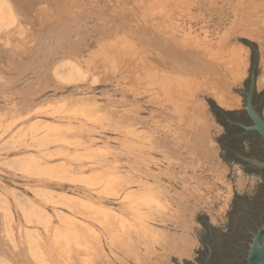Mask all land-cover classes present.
I'll use <instances>...</instances> for the list:
<instances>
[{"label": "rangeland", "instance_id": "rangeland-1", "mask_svg": "<svg viewBox=\"0 0 264 264\" xmlns=\"http://www.w3.org/2000/svg\"><path fill=\"white\" fill-rule=\"evenodd\" d=\"M232 1L229 5L223 0H189L179 9L173 2L166 3L172 13L166 26L175 27L179 43L187 35L211 48L226 40L224 47L237 46L248 53L246 77L230 91L239 100L236 109L226 110L214 98L199 94L205 108L202 115L197 113V121H201L195 131L200 128L203 135L191 133L188 138L209 154L204 158L199 152L183 170L168 161L166 149L178 152L182 160L187 158L189 149L174 144L173 135L184 134L188 124L171 121L169 113L176 106L167 100L170 98L159 81L163 72L168 78L177 69L164 65L160 55L163 68L147 57L141 59L135 50L120 59L116 49L112 56L115 70L103 79L87 68L91 55L99 52L101 32L121 34L123 27L117 17L105 16L96 0H82L73 22L51 41L43 39L37 23L27 20L13 0H0V264H99L103 259L114 264H139L130 254L139 251L147 255L153 232L164 228L156 222L158 213L166 208L184 215L185 206L177 200L194 210L189 233L197 244L193 258L186 262L197 264L196 251L205 250L199 217H209L213 228L228 233L227 214L234 200L256 195L264 184L261 173H247L246 166L221 158L218 139L225 128L207 101L211 98L224 111L246 109L244 97L234 89L245 91L252 50L238 39L257 43L258 48L259 44L233 29ZM121 8L115 5L112 10ZM146 33L154 34V27ZM174 43L181 50L187 48L191 54L204 56L183 42ZM259 70L258 94L264 90L258 83L263 76L261 54ZM149 84L153 89L148 91ZM178 177L191 178L190 189L201 184L206 201L195 205L183 194ZM155 185L168 189L170 203L166 198L162 199L165 205L161 204ZM227 197L228 207L214 224L212 215ZM174 227L169 224L167 228L171 233L183 232ZM19 252L25 255L24 262L17 260ZM173 258L177 264H185L174 256L166 264H176Z\"/></svg>", "mask_w": 264, "mask_h": 264}, {"label": "bare ground", "instance_id": "bare-ground-1", "mask_svg": "<svg viewBox=\"0 0 264 264\" xmlns=\"http://www.w3.org/2000/svg\"><path fill=\"white\" fill-rule=\"evenodd\" d=\"M96 1L98 2V4H100L102 11L104 12L107 18L117 17V19L120 21L121 26L123 27V32L121 34H113L111 33V31L109 35H105L103 32H101L102 36L99 45V52H96V54L91 55V58L89 57L90 61L87 67L88 69H90L89 71H96L94 73H96V75L98 74V76L100 75L103 79L111 75L110 71L115 70V65L113 61L114 58L112 59V56L114 55L116 49L120 50V59L122 57H127L129 54H131L129 52H133L135 50L134 52L138 53V55L140 53V58L142 56L144 58L147 57V60L149 59V61L153 62L154 64H159L161 68H163L164 65H168L170 68L172 67L173 70L177 69L174 70L176 72L175 75H173L174 73L171 75L169 74L172 77L168 78L164 75L165 72H163L162 76L166 78L163 79L162 77L161 79H159V81L162 80V86L165 87L160 88L163 90L164 94L166 95V98H170H167V100H170L172 104L176 106L174 107L175 111H172L173 113H169L171 121L178 120L180 123L188 124V127L186 128L187 130H185L184 134L176 132L173 135V138L175 139L173 140V143L182 144L184 147L189 149V154L187 155V158L182 160L179 158L178 152H171L167 148V159L173 165L179 166L181 169L186 170L187 168H189L191 160H194L195 155L197 156L199 152L202 157H208L209 151L204 146H194L192 145V143H190L191 141L188 138L191 133H194V135L196 136L203 135L201 134L203 131L200 128L198 129V131H195V128L199 126V121H201H197L196 116L199 113L200 115H202V113H204L205 108L204 101L199 98V94H201L202 96L207 95L209 97L214 98L215 101L220 105V107L226 110L236 109L239 106V100L234 96H231L230 91L233 87L239 85L246 77V70L248 67L247 51H244L242 48L237 46L228 45L224 47V43L226 42V40L222 42L219 47L211 48L208 44H205L198 38H195L196 36L192 37L188 35L183 37V40L181 41V43H179L178 39L174 37L176 34L174 35L173 33V29H175V27L173 26L172 29L170 28V25L166 26V24L170 22V19H172L170 17V14L172 13H169L168 9H166V3L173 2L175 3V6L179 9V7L190 3L191 1L189 2V0ZM223 1H225L226 4L228 3L229 5L233 3L232 0ZM248 1L249 4L246 3L245 0L234 1V21L232 23V26L235 24L233 26V29L235 28V30H238L240 32V35L245 36L251 40L257 41L259 44L261 64L263 66V76L260 78L258 83L259 87H262L264 86V0ZM13 2V4H15V8L23 12V16L26 17L27 20H31L32 23H37L38 27L43 32L41 36L43 35L45 37H43V39H47L48 37L49 41H51L55 37V35L60 36L61 32L66 28V26L73 22L76 13L81 9L82 0H13ZM193 2L191 3L192 5L195 3ZM115 5H121L122 8L113 11L112 8ZM173 25L175 24L173 23ZM149 27H154V34L148 35L149 33H146ZM177 33H179V31ZM237 33H233L232 35H237ZM161 36L166 37V39L161 38ZM207 40L208 39H206V41ZM174 41H176L178 45L185 43L186 45H184L186 47L197 49L198 51H200V53L204 54L205 57L201 55H195L193 53L191 54L187 51L188 49L185 47V50H181V47L178 48L174 46ZM191 41L193 42V44L189 45L191 44ZM144 50H147L148 52ZM158 55L163 57L162 61L164 65L162 61L158 59ZM126 62H129V60ZM143 64H145V62ZM143 67L140 68L142 69ZM137 69H139V67ZM139 73L140 71H138L137 74ZM131 74L133 73L131 72ZM141 74L144 75V72ZM202 74H204L202 79L196 78ZM209 75L213 76L216 81L209 80ZM149 86L152 87V85H147L148 91L153 89H150ZM139 91L141 92V90ZM152 92L154 93V91ZM112 114V112H108V115ZM155 140L157 139H154V141ZM225 173L226 170L223 172V174H221V177H224ZM190 180L191 178L188 177H178L177 179V181H182L181 185L183 189V194L186 197L192 198L195 205L201 204V202L205 200V195L201 193V184L197 185L195 189H190ZM154 187L161 196L159 198L161 199V204H163L166 198L169 203L171 202V195L169 196L170 193L165 186L155 185ZM162 199L165 200H163L162 202ZM229 199L230 198L227 197L223 201L221 209L216 211L212 215L211 221H213L214 224L218 223L220 218L223 217L221 214L224 213L227 209V202L230 201ZM205 201L203 204L206 203ZM176 202L177 204H181V207L185 206L183 213L184 215H176V212H173V209L171 210L172 212L170 210L168 212L166 208V211H160L158 213L159 217L156 219V222L162 224L164 228L162 227L163 229L160 228L153 232V236H151L150 241L152 245L150 246V249H148L147 255H144L139 251L134 256L133 254H130V257L134 262H139V264H146L147 261L154 260L155 264H166L167 262H170L172 256L177 257L180 261L191 260L193 258L194 249L196 248L197 242L195 238L189 233V231L193 230V226L191 228L190 219L192 220V217H194V210H188L187 205H183L181 200H177ZM198 208L200 207L198 206ZM159 210L160 209H158V211ZM188 211L191 215L185 214ZM169 224H172L177 228H181V231L183 230V232L171 233L167 228ZM175 227L173 229H175ZM17 256V260L21 262L25 261V257H23L25 256L24 254L22 256L19 252L17 253ZM150 256L152 258H150ZM99 264L114 263L110 260L104 261L103 259Z\"/></svg>", "mask_w": 264, "mask_h": 264}, {"label": "water", "instance_id": "water-1", "mask_svg": "<svg viewBox=\"0 0 264 264\" xmlns=\"http://www.w3.org/2000/svg\"><path fill=\"white\" fill-rule=\"evenodd\" d=\"M238 40L252 50L245 91L234 89L244 97L243 107L246 109L225 111L236 112L232 116L214 114L219 124L231 125L227 128L223 125L225 132L218 139L222 150L220 156L226 162L246 166L247 173H261L264 180V90L260 94L257 92L260 53L257 43ZM207 101L211 109H221L211 98ZM227 217L230 220L227 234L213 228L209 217L197 219L203 226L200 241L205 248L204 251H196L199 254L195 259L197 264H204L211 251L214 252L211 264H264V184L252 197H237ZM172 261L177 264L175 258Z\"/></svg>", "mask_w": 264, "mask_h": 264}, {"label": "trees", "instance_id": "trees-1", "mask_svg": "<svg viewBox=\"0 0 264 264\" xmlns=\"http://www.w3.org/2000/svg\"><path fill=\"white\" fill-rule=\"evenodd\" d=\"M212 110H213V113H214L215 115L221 114V115H226V116H232V115H235V114H236V112H225V111H222L221 109H217V108H213ZM221 123H222V125H224L226 128L229 127V126H231V125H229V124H227V123H224V122H221ZM239 131H241V132L243 133L242 130L239 129Z\"/></svg>", "mask_w": 264, "mask_h": 264}, {"label": "flooded vegetation", "instance_id": "flooded-vegetation-1", "mask_svg": "<svg viewBox=\"0 0 264 264\" xmlns=\"http://www.w3.org/2000/svg\"><path fill=\"white\" fill-rule=\"evenodd\" d=\"M213 257H214V252L211 251L210 254L208 255V258H207L206 262L204 264H211L213 259H214Z\"/></svg>", "mask_w": 264, "mask_h": 264}]
</instances>
